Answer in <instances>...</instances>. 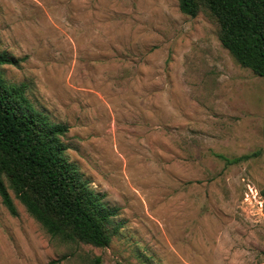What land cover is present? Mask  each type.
Instances as JSON below:
<instances>
[{
  "label": "rangeland",
  "instance_id": "374dc122",
  "mask_svg": "<svg viewBox=\"0 0 264 264\" xmlns=\"http://www.w3.org/2000/svg\"><path fill=\"white\" fill-rule=\"evenodd\" d=\"M2 67L68 127L66 156L119 230L51 238L10 192L0 264H264V78L176 0H0ZM239 159V161H236Z\"/></svg>",
  "mask_w": 264,
  "mask_h": 264
},
{
  "label": "trees",
  "instance_id": "16d2710c",
  "mask_svg": "<svg viewBox=\"0 0 264 264\" xmlns=\"http://www.w3.org/2000/svg\"><path fill=\"white\" fill-rule=\"evenodd\" d=\"M176 1L185 16L205 15L236 63L264 78V0ZM16 63L0 53V69ZM67 132L68 127L35 108L24 84L9 83L0 70L2 204L17 216L12 192L51 238L106 248L120 225H114L112 213L103 211L99 194L68 160V145L63 141ZM262 132L264 138V119Z\"/></svg>",
  "mask_w": 264,
  "mask_h": 264
}]
</instances>
